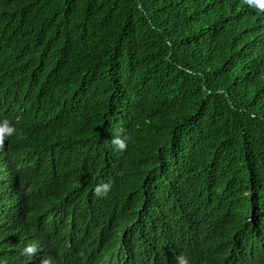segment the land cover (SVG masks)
Returning <instances> with one entry per match:
<instances>
[{
  "label": "trees",
  "instance_id": "obj_1",
  "mask_svg": "<svg viewBox=\"0 0 264 264\" xmlns=\"http://www.w3.org/2000/svg\"><path fill=\"white\" fill-rule=\"evenodd\" d=\"M1 122L64 207L134 219L158 255L184 221L208 223L264 264L258 0H0Z\"/></svg>",
  "mask_w": 264,
  "mask_h": 264
},
{
  "label": "clouds",
  "instance_id": "obj_2",
  "mask_svg": "<svg viewBox=\"0 0 264 264\" xmlns=\"http://www.w3.org/2000/svg\"><path fill=\"white\" fill-rule=\"evenodd\" d=\"M264 5V0H258ZM16 126L0 123V190L6 198L0 228L7 237L4 261L14 264H241L235 244L216 234L208 223L184 221L158 255L139 232L135 220L125 226L116 218L96 219L74 205L59 203V183L43 179L33 169L32 141L14 136ZM23 134V133H22ZM111 144L124 151L125 140L113 134ZM110 182L94 187L93 195L107 198ZM187 224V225H186ZM187 227V228H186ZM174 231L176 232V226ZM10 242V244H9ZM9 244V247H8ZM8 252V255H7ZM10 263V264H11Z\"/></svg>",
  "mask_w": 264,
  "mask_h": 264
}]
</instances>
